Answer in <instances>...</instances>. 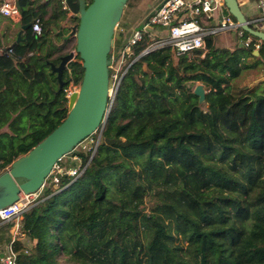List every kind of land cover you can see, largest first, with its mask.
Masks as SVG:
<instances>
[{
  "label": "trees",
  "instance_id": "16d2710c",
  "mask_svg": "<svg viewBox=\"0 0 264 264\" xmlns=\"http://www.w3.org/2000/svg\"><path fill=\"white\" fill-rule=\"evenodd\" d=\"M38 10L26 20L39 18L40 34L30 25L0 51V173L61 123L83 74L75 54L59 87L50 62L69 39L52 27L66 13L56 5L42 23ZM124 43L122 29L110 54ZM239 43L210 36L178 56L134 44L90 163L22 213L16 264H264V93L240 79L264 64V42L258 54ZM13 223H0V243Z\"/></svg>",
  "mask_w": 264,
  "mask_h": 264
},
{
  "label": "water",
  "instance_id": "95a60500",
  "mask_svg": "<svg viewBox=\"0 0 264 264\" xmlns=\"http://www.w3.org/2000/svg\"><path fill=\"white\" fill-rule=\"evenodd\" d=\"M75 1L78 22L72 24L70 31L63 36V40L75 39L74 51L62 55L58 64L50 62V67L56 73L61 88L63 71L77 54L83 67L80 84L68 97V113L61 123L0 173V210L19 200L21 194L41 190L54 163L94 133L106 114L110 51L128 0ZM223 3L244 31L264 41V31L249 25L238 0H223ZM30 25L26 23L22 29ZM20 37L21 32H18L17 41ZM253 53L258 54V50H253ZM194 93L199 95L201 89L195 87Z\"/></svg>",
  "mask_w": 264,
  "mask_h": 264
},
{
  "label": "built area",
  "instance_id": "2783aa9c",
  "mask_svg": "<svg viewBox=\"0 0 264 264\" xmlns=\"http://www.w3.org/2000/svg\"><path fill=\"white\" fill-rule=\"evenodd\" d=\"M238 3L242 5L241 0H238ZM258 6L260 10L259 14L247 20L253 28L264 31V0H258ZM61 7L64 10L70 11L66 0H61ZM223 7H225L223 0H161L156 9L144 20L142 26L131 33L120 52L111 53L109 99L106 114L98 129L79 144L81 146L83 142H87L86 147L78 149V151L88 154L87 159L83 161L78 154L71 153L75 150L74 148V150L54 163L45 183L48 182V184L57 188V190H61L67 187L72 180L79 177L90 163V160L97 151L102 131L112 107L114 95L129 66L121 68L122 63L125 56L132 53V46L137 42L147 39V44L142 49L140 55L157 49L170 48L174 52V55L178 56L185 53L190 54L196 49H204L207 37L235 30L236 36L243 46L251 47L253 50L260 49L264 41L244 31L232 16H227L223 12ZM18 14V7L13 0H0L1 16L12 18ZM151 26L157 27L163 30V32L161 34H154L149 30ZM32 31L36 35L40 34L41 21L39 18H36L32 22ZM2 48L3 46L0 45V51ZM77 88V85L70 84L65 89L67 97L73 91H76ZM261 91L264 93V85ZM64 176H67L70 181L59 187L60 180ZM41 190L29 194H21L19 200L0 210V223L14 222L12 226V229H14L12 240L1 256L3 264H16V253L12 250L11 243L20 235L19 220L22 213L39 200Z\"/></svg>",
  "mask_w": 264,
  "mask_h": 264
},
{
  "label": "crops",
  "instance_id": "0c3cea01",
  "mask_svg": "<svg viewBox=\"0 0 264 264\" xmlns=\"http://www.w3.org/2000/svg\"><path fill=\"white\" fill-rule=\"evenodd\" d=\"M13 1L16 3V5L18 7L19 14L12 17V18L0 15V45L1 46L11 45V43L16 39L18 32H21V34L23 33L22 26L26 23H32L31 19L28 21L26 20V17L28 15V9H29V11L33 12L34 14H36L37 11H39L38 9H41L44 12V14L42 16V23L45 19H47L48 17H51V12L53 10L52 4H55V6H56L57 3H59L60 8L62 10H64L61 7V0H13ZM19 1H20V3H19ZM160 1L161 0L156 1V4H155L156 6L154 7V9H152L147 14V16L152 11H154L156 9V7L160 3ZM17 3H19L20 6H18ZM241 3H242V5H241L242 10H243L244 14L246 15L247 19L252 18V17L259 14L260 10H259V6H258V0H241ZM21 6H22L23 10H27L26 16H24L23 13L21 12ZM68 6H69V4H68ZM69 9H70V11L65 10L66 11V17L61 22H59V25L57 27L56 26L52 27V34L58 33L59 38H62V39H63V36L66 35L70 31V26L75 23L74 17L77 16V7L72 8L69 6ZM147 16H146V18H147ZM59 30L62 31L61 34L59 33ZM149 30H151V32L154 34H161L157 27L156 28L150 27ZM227 32L228 31L221 32V33L225 34ZM221 33H219V34H221ZM231 35H233V34H231ZM68 39H69L68 44L72 43V41L74 40L73 37H70ZM126 40L127 39H124V42H126ZM235 40H237V37ZM217 41L218 40H216V44L220 47L232 48V46L230 45L231 42H229L227 44L224 43V45H222V43L217 42ZM259 77L260 78L258 79V84H259V82H262L261 85L263 86L264 85V64L261 67ZM251 83L255 84L253 81ZM249 84L250 83L246 84L245 87L251 86ZM11 232H12V227H11ZM7 246H8V244H6V243H0V256L3 254L4 251H6Z\"/></svg>",
  "mask_w": 264,
  "mask_h": 264
},
{
  "label": "rangeland",
  "instance_id": "374dc122",
  "mask_svg": "<svg viewBox=\"0 0 264 264\" xmlns=\"http://www.w3.org/2000/svg\"><path fill=\"white\" fill-rule=\"evenodd\" d=\"M66 1L70 7H72V8L77 7V3L75 0H66ZM88 1H90V0H88ZM156 1L157 0H132L133 3L125 6L123 13H122V16H121V19L119 21V24L116 27L114 35L116 33L118 34V32H120L123 29L124 39H128V37L131 35V33L135 29L142 26L147 14L152 9H154V7L156 6L155 5ZM52 5H53V9H54L55 4H52ZM57 5L60 8L59 3H57ZM63 11H65V10H63ZM223 11L227 16H231L230 13L228 12V10L225 9V7H223ZM65 13H66V11H65ZM151 27H154V26H151ZM159 32L162 33L163 30L159 29ZM231 34H233V35H231ZM215 37H216V40H218L217 42L222 43V45H224V43L227 44V43L231 42L230 45L233 46L236 43L235 39L237 36H236L235 30H230L225 34L221 33V34L216 35ZM62 41H63L62 38H60V40L56 41V42L61 43ZM74 43H75V39L72 41V43H69L67 45V47L65 48L66 49L65 51L66 52L74 51V48H73ZM113 66H114V63H113ZM262 66L263 65H258L254 69H252V70L250 69V70H247L246 72H244V75L242 76V78H240L241 81L244 82L243 87H245L246 84L250 83L249 85H251V86L256 85V90L259 91V89L262 86L261 85L262 82H259V84H258V79L260 78L259 76H260V70H261ZM112 79H113V77H112ZM252 81L255 84H252L251 83ZM195 87H199L201 89V93L199 95L201 96L200 98L203 99L204 90H203L202 84L196 83ZM240 88H241V86H240ZM86 146H87V142L85 141L82 143L81 146L79 145L77 148H75V150H78V149L80 150ZM12 233H14V229H12Z\"/></svg>",
  "mask_w": 264,
  "mask_h": 264
},
{
  "label": "clouds",
  "instance_id": "9594fccd",
  "mask_svg": "<svg viewBox=\"0 0 264 264\" xmlns=\"http://www.w3.org/2000/svg\"><path fill=\"white\" fill-rule=\"evenodd\" d=\"M2 256V255H1Z\"/></svg>",
  "mask_w": 264,
  "mask_h": 264
}]
</instances>
